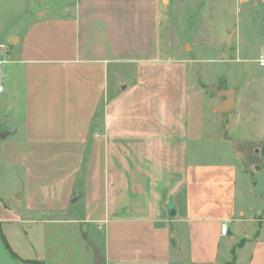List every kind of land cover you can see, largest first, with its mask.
Wrapping results in <instances>:
<instances>
[{"label":"crops","instance_id":"obj_1","mask_svg":"<svg viewBox=\"0 0 264 264\" xmlns=\"http://www.w3.org/2000/svg\"><path fill=\"white\" fill-rule=\"evenodd\" d=\"M30 12L23 30L7 35L0 92L12 126L0 124L2 156L18 169L14 197L27 212L74 214L81 203L70 220L116 264H264V190L258 173L239 179L237 145L249 142L253 167L264 171L260 79L193 80L192 58L164 50L161 0H40ZM212 87L235 89L230 112L215 110L225 98ZM195 97L229 114L225 132L211 126L223 156L203 146L210 130L192 121ZM3 204L4 222H24ZM81 247L90 264L92 251Z\"/></svg>","mask_w":264,"mask_h":264},{"label":"rangeland","instance_id":"obj_2","mask_svg":"<svg viewBox=\"0 0 264 264\" xmlns=\"http://www.w3.org/2000/svg\"><path fill=\"white\" fill-rule=\"evenodd\" d=\"M59 4L60 1L55 5ZM161 4L164 50L169 55L180 53L192 58V79L195 80L201 75L215 86L226 81L230 85H241L245 76H257L263 85V97L259 100V106L264 109V66H261L258 60L260 50L264 48V3L261 0H161ZM39 5L40 0H0V42H8L7 35L13 30H23L35 15L30 12L31 8ZM9 42L12 43L13 40ZM239 47L241 50L237 55ZM193 99L195 103L192 121L202 122L210 130L207 129L209 136L204 140L203 146L209 145L210 149L216 146L221 149L220 156H223L225 145L218 139L217 132L213 131L211 126L220 124L221 132H225L229 114L214 112L212 102L204 103L197 97ZM0 118L1 126L10 131L12 126L1 113ZM238 144L240 150H243L240 160L247 162L246 166L245 163L240 165L239 179L246 177L245 170L251 177L258 173L256 189L258 192L263 191L264 179L261 177L264 178V171H258L256 166L254 169L252 164L259 156L252 151L249 142L237 141ZM4 149L5 146L0 140L1 201L5 203L3 205L7 206L8 211L24 212L26 218H23L24 222L19 223L4 222L0 218V264H31L11 253L3 240V232L13 250L21 257L40 260L45 264H87L85 259H82L84 249L81 245H84L92 251L88 258L93 259L90 264H95L91 246L70 220L72 216L81 215V203L73 207L74 214H57L58 212L53 211L27 212L26 201H19L14 197L16 188L22 185V179L16 166L2 156ZM259 163H262L261 159ZM240 190L245 192L243 186ZM27 216L37 219L38 222L28 223ZM252 225L248 222L247 232H250ZM226 240L227 236H224L222 247ZM184 256L182 253L183 258ZM185 261L175 260L168 264H189ZM103 264L116 263L105 260Z\"/></svg>","mask_w":264,"mask_h":264},{"label":"water","instance_id":"obj_3","mask_svg":"<svg viewBox=\"0 0 264 264\" xmlns=\"http://www.w3.org/2000/svg\"><path fill=\"white\" fill-rule=\"evenodd\" d=\"M212 89L217 95L225 98L222 103L215 106V110L217 112H230L235 106V89L226 87L221 89L212 87ZM0 136L3 137L2 134H0ZM84 238L93 250L95 264H103L105 257L103 256L99 245L91 239L87 233H84Z\"/></svg>","mask_w":264,"mask_h":264},{"label":"built area","instance_id":"obj_4","mask_svg":"<svg viewBox=\"0 0 264 264\" xmlns=\"http://www.w3.org/2000/svg\"><path fill=\"white\" fill-rule=\"evenodd\" d=\"M11 60V44L9 42H0V92L3 91V81L5 79L6 66ZM259 63L264 66V49L259 56ZM231 221L227 220L222 223L221 234L228 236L231 231Z\"/></svg>","mask_w":264,"mask_h":264},{"label":"trees","instance_id":"obj_5","mask_svg":"<svg viewBox=\"0 0 264 264\" xmlns=\"http://www.w3.org/2000/svg\"><path fill=\"white\" fill-rule=\"evenodd\" d=\"M0 228H1V221H0ZM1 229H2V228H1ZM2 237H3V240H4V242H5L6 246H7V248H9V250L11 251V253H12L14 256H16V257H20V255L17 254V253L13 250V248L11 247V245H10V243H9V241H8V239H7V237L4 235V233H2ZM20 258H21V257H20ZM21 259L24 260V261H26V262H28V263H31V264H45V263H43V262L40 261V260L27 259V258H21Z\"/></svg>","mask_w":264,"mask_h":264}]
</instances>
